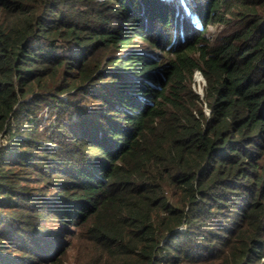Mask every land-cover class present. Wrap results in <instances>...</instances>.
<instances>
[{"label": "trees", "instance_id": "obj_1", "mask_svg": "<svg viewBox=\"0 0 264 264\" xmlns=\"http://www.w3.org/2000/svg\"><path fill=\"white\" fill-rule=\"evenodd\" d=\"M69 252L264 264V0H0V264Z\"/></svg>", "mask_w": 264, "mask_h": 264}, {"label": "rangeland", "instance_id": "obj_2", "mask_svg": "<svg viewBox=\"0 0 264 264\" xmlns=\"http://www.w3.org/2000/svg\"><path fill=\"white\" fill-rule=\"evenodd\" d=\"M216 30H217L216 27L210 26L208 28V36H211L212 34H214ZM156 56H159V54H156ZM200 81H202V80H200ZM201 88H202V82L201 83L195 82L194 90L195 91L199 90V92H200ZM200 96H202V94H200ZM75 259H76L75 254L72 253V252H69L67 258H65L66 264H74L75 263Z\"/></svg>", "mask_w": 264, "mask_h": 264}, {"label": "water", "instance_id": "obj_3", "mask_svg": "<svg viewBox=\"0 0 264 264\" xmlns=\"http://www.w3.org/2000/svg\"><path fill=\"white\" fill-rule=\"evenodd\" d=\"M198 74H200V72H198ZM200 77L202 78L201 74H200ZM193 80L196 82V75H194ZM201 82H202L203 85H205V81H201ZM196 93L200 95L201 94V90H200V92H199V90L196 91Z\"/></svg>", "mask_w": 264, "mask_h": 264}, {"label": "bare ground", "instance_id": "obj_4", "mask_svg": "<svg viewBox=\"0 0 264 264\" xmlns=\"http://www.w3.org/2000/svg\"><path fill=\"white\" fill-rule=\"evenodd\" d=\"M201 77H200V75L197 73L196 74V82H198V83H201Z\"/></svg>", "mask_w": 264, "mask_h": 264}, {"label": "clouds", "instance_id": "obj_5", "mask_svg": "<svg viewBox=\"0 0 264 264\" xmlns=\"http://www.w3.org/2000/svg\"><path fill=\"white\" fill-rule=\"evenodd\" d=\"M197 73H198V72H196L194 75H196ZM199 75H200V74H199ZM193 77H194V76H193ZM201 80L204 81L203 78H201ZM193 81H194V80H193ZM194 82H195V81H194ZM202 86H204V85L202 84ZM201 92H202V88H201Z\"/></svg>", "mask_w": 264, "mask_h": 264}]
</instances>
